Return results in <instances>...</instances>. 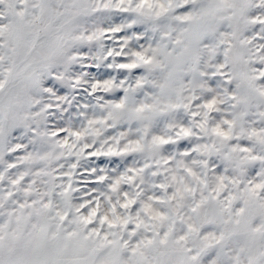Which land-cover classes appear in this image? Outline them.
Wrapping results in <instances>:
<instances>
[{
	"label": "snow or ice",
	"instance_id": "snow-or-ice-1",
	"mask_svg": "<svg viewBox=\"0 0 264 264\" xmlns=\"http://www.w3.org/2000/svg\"><path fill=\"white\" fill-rule=\"evenodd\" d=\"M0 264H264V0H0Z\"/></svg>",
	"mask_w": 264,
	"mask_h": 264
}]
</instances>
